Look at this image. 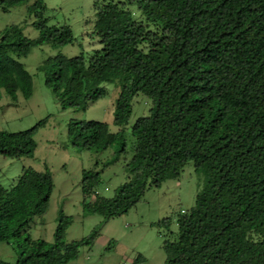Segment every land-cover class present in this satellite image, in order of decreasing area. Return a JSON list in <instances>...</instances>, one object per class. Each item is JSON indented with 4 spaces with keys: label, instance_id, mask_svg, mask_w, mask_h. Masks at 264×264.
Instances as JSON below:
<instances>
[{
    "label": "trees",
    "instance_id": "trees-1",
    "mask_svg": "<svg viewBox=\"0 0 264 264\" xmlns=\"http://www.w3.org/2000/svg\"><path fill=\"white\" fill-rule=\"evenodd\" d=\"M30 4L40 31L28 37L13 24L0 38V97L30 98L34 78L22 62L32 48L75 40L68 24H51L45 0H0L11 11ZM95 29L102 45L93 54L47 59L41 69L63 108H87L119 83L114 132L109 123L73 120L71 143L82 150L118 146L133 156L128 180L113 197L96 193L100 170H85L84 189L95 201L88 214L105 221L136 206L150 186L180 178L194 161L203 179L196 205L179 218V234L165 244L167 264H264V0H96ZM151 99L148 115L129 131L134 99ZM44 119L24 131H0V155L32 158ZM119 155L115 159L118 158ZM1 174V168H0ZM53 173L25 167L12 188L0 179V242L13 243L20 259L0 264H68L96 228L80 241H65L61 224L53 242L33 239L27 227L47 212ZM68 223L71 219L68 218ZM171 221H166L170 227Z\"/></svg>",
    "mask_w": 264,
    "mask_h": 264
},
{
    "label": "rangeland",
    "instance_id": "rangeland-1",
    "mask_svg": "<svg viewBox=\"0 0 264 264\" xmlns=\"http://www.w3.org/2000/svg\"><path fill=\"white\" fill-rule=\"evenodd\" d=\"M96 0H45L47 16L51 24H68L74 31L75 40L62 46L51 43L32 48L22 59L34 78V92L27 98L22 91L15 101L6 92L0 97V131H24L47 119L35 138L37 148L32 158H12L0 155V179L12 188L23 174L25 167L39 171L51 170L55 188L50 206L43 215H36L27 227L33 239L55 240L61 224L66 225L65 241L72 243L88 237L96 228L100 235L93 245H84L79 255L68 264H167L165 244L179 234V218L190 211L197 201L203 179L197 173L194 161L184 167L180 178L169 179L160 187L150 186L143 199L129 212L105 221L101 213L88 214L86 202L95 201L97 192L113 197L116 190L128 180L127 163L133 156V136L128 138V152L118 154V146L102 150H82L69 138V126L73 120H98L110 124L112 131H120L115 124L117 101L121 86L106 83L107 93L87 108H63L42 64L59 55L75 57L93 54L102 45L96 36ZM29 4H21L11 11L0 8V38L5 28L19 24L28 37L36 39L40 31L34 24L36 16ZM151 99L144 94L134 101V109L128 125L148 115ZM118 156L117 159H115ZM100 170L101 182L96 193L87 195L84 189L85 170ZM68 218L71 222L68 223ZM171 221L170 227L166 221ZM16 246L0 242V260L15 263L20 257Z\"/></svg>",
    "mask_w": 264,
    "mask_h": 264
},
{
    "label": "clouds",
    "instance_id": "clouds-1",
    "mask_svg": "<svg viewBox=\"0 0 264 264\" xmlns=\"http://www.w3.org/2000/svg\"><path fill=\"white\" fill-rule=\"evenodd\" d=\"M185 213V212H184Z\"/></svg>",
    "mask_w": 264,
    "mask_h": 264
}]
</instances>
